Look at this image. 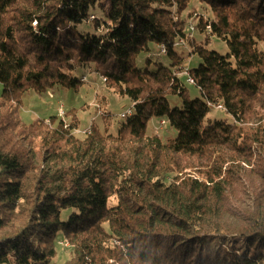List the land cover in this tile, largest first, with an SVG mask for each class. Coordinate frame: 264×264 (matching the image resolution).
I'll return each instance as SVG.
<instances>
[{"label": "trees", "instance_id": "trees-1", "mask_svg": "<svg viewBox=\"0 0 264 264\" xmlns=\"http://www.w3.org/2000/svg\"><path fill=\"white\" fill-rule=\"evenodd\" d=\"M194 4L204 41L185 26ZM259 29L264 0H0V264H56L64 244L62 264H264ZM240 56L256 79H242ZM89 68L132 103L116 134L94 124L80 139L74 112L67 125L22 121L24 95L77 89ZM219 105L231 122L207 119ZM151 120L176 137L148 133Z\"/></svg>", "mask_w": 264, "mask_h": 264}, {"label": "rangeland", "instance_id": "rangeland-1", "mask_svg": "<svg viewBox=\"0 0 264 264\" xmlns=\"http://www.w3.org/2000/svg\"><path fill=\"white\" fill-rule=\"evenodd\" d=\"M197 10H199L197 5L194 6V9H191L190 13L193 14L194 17L186 21L185 26L187 27L188 33L195 36L197 39L204 41V36L198 35L195 31L198 23L197 18H199V16L197 17V13L194 12H197ZM188 14L189 12H184L182 15L187 17ZM204 14H209V12H204ZM203 19L205 20L206 17L204 16ZM258 32L260 34V38L264 37L262 29H259ZM78 33H80V31H76L74 33V38L76 40L79 39ZM60 34L63 35L62 32H60ZM207 48L216 51L220 55H225L229 52L223 42L217 41V39L213 37L210 38ZM257 48L259 51L264 53V42H258ZM153 50L156 51V48L153 47ZM176 51L185 56V63L188 65V68L193 69L198 65V59L195 56L187 57L182 47L176 48ZM142 57L143 55H140L136 60L137 66L139 68H148L149 70H153V65L145 66L143 60L141 59ZM152 60L153 62H163L162 56H156L155 54ZM234 63L237 68H240L242 79L251 81L256 79V76H259L257 75V71L260 67L257 63L254 64L253 59L249 56H240L237 59H234ZM163 64L166 65V63ZM243 68H246V71H242ZM262 71L264 72V69ZM81 77V83H79V87L77 89L54 88L41 96L34 94L24 95L23 106L19 112L22 121L26 125H29L40 119L45 120L46 124L50 125L51 123L49 119L51 117H56L57 120H63L65 125H67L66 123L69 122V116H71L74 112L79 122L78 128L76 129L77 131L74 132V135L80 139L84 138L83 132L88 131V127H90L92 131L94 124L100 125L102 130L107 128L111 134H116L120 122L123 121L120 119V114L129 110L132 107V103L126 97L121 98L111 92H108L103 85L105 79H103V77L98 73H95L92 68L87 69L86 72L81 74ZM180 81L185 85L190 98H201L199 90L187 82L186 75H182L180 77ZM1 91L2 86L0 85V94ZM168 102L172 108H181V100L178 97H170L168 98ZM70 109L76 110L70 112L68 115L67 113H69ZM221 109L222 106L219 105L218 108L211 110L207 119H211V121L223 119L227 122H231V118L222 113ZM60 110L63 111V114L59 113ZM254 112V119L258 118V122L264 120L263 107H257L254 109ZM102 113L110 115L107 126H104L101 122H99ZM160 124L161 122L157 120H151L147 125L148 133H154L162 140L173 139L176 137L175 130L172 129L167 122L163 126H160ZM187 172L189 173L190 170H187ZM67 246L68 244H64V246H62L63 248L60 247L58 249L59 255L55 259L56 264H62L64 261L69 259V252L64 249Z\"/></svg>", "mask_w": 264, "mask_h": 264}, {"label": "built area", "instance_id": "built-area-1", "mask_svg": "<svg viewBox=\"0 0 264 264\" xmlns=\"http://www.w3.org/2000/svg\"><path fill=\"white\" fill-rule=\"evenodd\" d=\"M91 19H93V17H92ZM160 51L164 54V49H163V47L160 48ZM62 108H63V107H62ZM217 108H218V107H217ZM59 113H62V114H63V111L60 110ZM62 114H61V115H62ZM124 115H131V108H130L129 110H127L125 113L120 114V118H122V116H124ZM160 122H161L160 126H163V125L166 124L164 121H160ZM84 132H85V131H84ZM84 132H83V133H84Z\"/></svg>", "mask_w": 264, "mask_h": 264}, {"label": "bare ground", "instance_id": "bare-ground-1", "mask_svg": "<svg viewBox=\"0 0 264 264\" xmlns=\"http://www.w3.org/2000/svg\"><path fill=\"white\" fill-rule=\"evenodd\" d=\"M92 18V17H91ZM161 54H163L162 52H161ZM185 75H186V73H185ZM187 76V82L189 83V84H192L193 83V80L188 76V75H186ZM221 108V107H220ZM127 116H129V115H124V116H122V119L123 118H125V117H127ZM89 128V130L88 131H85L84 132V134H89L90 133V127H88Z\"/></svg>", "mask_w": 264, "mask_h": 264}]
</instances>
